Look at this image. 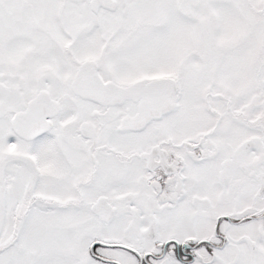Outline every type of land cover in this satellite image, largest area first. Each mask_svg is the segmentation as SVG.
I'll return each mask as SVG.
<instances>
[{"label":"snow or ice","instance_id":"obj_1","mask_svg":"<svg viewBox=\"0 0 264 264\" xmlns=\"http://www.w3.org/2000/svg\"><path fill=\"white\" fill-rule=\"evenodd\" d=\"M0 264H264V0H0Z\"/></svg>","mask_w":264,"mask_h":264}]
</instances>
